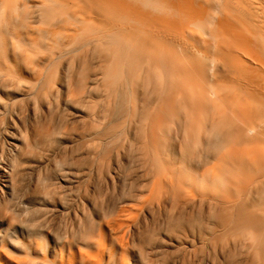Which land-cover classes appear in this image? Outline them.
I'll return each instance as SVG.
<instances>
[{
    "label": "bare ground",
    "instance_id": "obj_1",
    "mask_svg": "<svg viewBox=\"0 0 264 264\" xmlns=\"http://www.w3.org/2000/svg\"><path fill=\"white\" fill-rule=\"evenodd\" d=\"M55 71L85 109L89 172L113 184L115 160L122 188L70 231L85 251L20 264H130L146 216L264 264V0H0V85L49 112Z\"/></svg>",
    "mask_w": 264,
    "mask_h": 264
},
{
    "label": "rangeland",
    "instance_id": "obj_2",
    "mask_svg": "<svg viewBox=\"0 0 264 264\" xmlns=\"http://www.w3.org/2000/svg\"><path fill=\"white\" fill-rule=\"evenodd\" d=\"M54 80L58 92L49 112L0 85V264H20L43 254L50 260L58 252L67 255L70 231L78 221L96 230L107 221L102 195L114 188L116 196L122 188V177L113 174L120 166L115 160L108 170L105 167L113 184L89 172L81 136L85 109L71 102L66 72L55 71ZM70 243L72 251H85L79 239ZM244 252L206 250L197 225L183 236H171L165 222L149 216L129 233L130 264H249L252 257Z\"/></svg>",
    "mask_w": 264,
    "mask_h": 264
}]
</instances>
